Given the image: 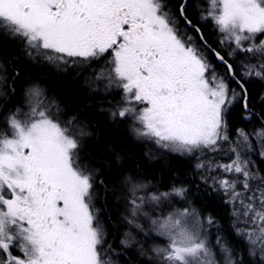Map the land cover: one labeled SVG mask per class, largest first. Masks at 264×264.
<instances>
[{
	"label": "snow or ice",
	"instance_id": "1",
	"mask_svg": "<svg viewBox=\"0 0 264 264\" xmlns=\"http://www.w3.org/2000/svg\"><path fill=\"white\" fill-rule=\"evenodd\" d=\"M0 40L18 45L17 63L72 69L95 96H118L110 117L195 161L230 213L225 229L183 183L101 179L84 124L0 59V264H121L130 249L143 264H264V171L251 159L264 161V0H0ZM101 191L127 214H102ZM113 219L126 226L115 240Z\"/></svg>",
	"mask_w": 264,
	"mask_h": 264
},
{
	"label": "trees",
	"instance_id": "2",
	"mask_svg": "<svg viewBox=\"0 0 264 264\" xmlns=\"http://www.w3.org/2000/svg\"><path fill=\"white\" fill-rule=\"evenodd\" d=\"M18 56H20V50L17 44L10 40H0V59L4 60L10 68L18 69L22 75L26 74V79L36 78L41 81L58 102H64V98L65 101H70L64 110L69 116L81 117V122L91 133L90 136L84 138L87 154L99 166V171L102 173L101 179L106 182L114 180L116 183H120L121 177L136 175L150 189L154 188L160 191H167L173 185L178 186L179 183H183L189 188L191 203L198 208L206 209L207 213L215 215L221 225L227 229L230 215L228 206L223 203V198L219 194L205 191L202 181L196 176L195 161L189 164L186 157L175 154L158 155L149 147L148 143L138 141L131 134L130 127L126 123L119 120L102 121L101 109L85 107L84 104L79 103L81 102L80 97L84 100L83 95L77 94L67 77V80L63 81V74L45 67L44 63L32 64L23 58L17 63ZM259 88L260 86L257 85L254 91H258ZM82 102L84 103V101ZM86 102H90V100H86ZM233 123L236 127L245 128L247 131L259 126L257 120L249 122L235 119ZM253 157L256 167L264 171V161L258 155L253 154ZM197 185H199V189ZM109 189H111V184ZM99 200L100 205H105L102 214H111L112 216L119 214V217L127 214L125 205L119 199L108 201L103 191H101ZM108 202L111 203V207L107 206ZM183 204V201H179L175 206L181 207ZM125 228L126 226L122 222L113 219L111 221V230L115 234L113 239L115 240ZM117 229L120 230L119 233H117ZM231 239L236 245L237 238L232 237ZM157 242L163 243L162 239H158ZM122 255L121 264L123 261H128V264H143L147 259L133 249Z\"/></svg>",
	"mask_w": 264,
	"mask_h": 264
},
{
	"label": "flooded vegetation",
	"instance_id": "3",
	"mask_svg": "<svg viewBox=\"0 0 264 264\" xmlns=\"http://www.w3.org/2000/svg\"><path fill=\"white\" fill-rule=\"evenodd\" d=\"M202 31H204L205 37L209 41V43L212 44L214 47H216L217 46V37H216V34H215L212 26L210 24H203ZM44 66L47 68H52L57 73L63 74L64 75L63 81L67 80L66 77L68 78L70 84L73 85L74 89L77 91V94L79 96L83 95L84 100L82 99V97H80L81 102H79V103L84 104L85 107L89 106L92 108L96 107V109H98V108L101 109L100 113L102 115V117H101L102 121H114L109 115L108 106H109V104H116L118 99H119L118 96L115 99H113L111 96H109L107 99L99 98L87 90V87L84 83V79L82 78V76L76 74L72 69H69L67 71H60V70L56 69L55 67H53L51 65H47L45 63H44ZM86 100H90V102H86ZM82 101H84V103ZM69 103H70V101H65V98H64V102H61L60 104H62V106H64V108H65ZM76 103H78V102H76ZM76 118L79 121H82L81 117L78 116Z\"/></svg>",
	"mask_w": 264,
	"mask_h": 264
},
{
	"label": "rangeland",
	"instance_id": "4",
	"mask_svg": "<svg viewBox=\"0 0 264 264\" xmlns=\"http://www.w3.org/2000/svg\"><path fill=\"white\" fill-rule=\"evenodd\" d=\"M43 66V65H42ZM119 100V99H118ZM85 126V125H84ZM86 127V126H85ZM86 129H87V131H88V128L86 127ZM89 132V131H88ZM149 147L153 150V151H155L158 155H162L153 145H151V144H149ZM251 159L253 160L254 159V157H253V154L251 155ZM255 167H256V165H255ZM258 168V167H257ZM116 179V178H115Z\"/></svg>",
	"mask_w": 264,
	"mask_h": 264
}]
</instances>
